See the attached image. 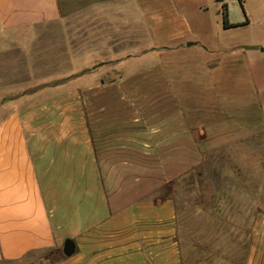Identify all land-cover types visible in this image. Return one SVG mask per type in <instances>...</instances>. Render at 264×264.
<instances>
[{"label":"crops","instance_id":"1","mask_svg":"<svg viewBox=\"0 0 264 264\" xmlns=\"http://www.w3.org/2000/svg\"><path fill=\"white\" fill-rule=\"evenodd\" d=\"M239 2L242 20L227 0H0V33L24 49L40 25L91 8L155 44L96 64L78 85L0 104V261L53 251L42 264H264V170L182 189L190 201L167 189L214 150L264 133L232 46L206 45L191 20L208 4L222 31L264 20V0ZM225 6L240 25H224Z\"/></svg>","mask_w":264,"mask_h":264},{"label":"rangeland","instance_id":"2","mask_svg":"<svg viewBox=\"0 0 264 264\" xmlns=\"http://www.w3.org/2000/svg\"><path fill=\"white\" fill-rule=\"evenodd\" d=\"M227 2L232 18L244 19L239 0ZM197 4V1H190L191 10ZM207 7L209 9L205 13L192 17V22H202L196 29L206 33L202 35L206 45L232 46L226 56H232L238 74L243 73L242 76L252 82L257 89L258 104L264 109V52L261 50L264 47V20L257 18L249 27L222 31V17L218 10L210 4ZM105 13L104 9L91 8L40 25L39 33L29 38L32 47L26 49L19 44L18 35L0 33V104L8 99L29 97L60 86L78 85L81 74L118 55L127 56L133 51V45L145 43L146 48L154 49L150 34L131 32L132 25L127 20L111 19ZM217 30H221L220 35ZM141 51L136 50V53ZM87 63L88 67L81 68ZM256 170H264V133L241 144L214 150L201 164L176 179L167 189L178 202L190 201L192 193L182 194V189L225 188L243 180L238 172ZM205 196L211 197L209 194ZM182 205L179 203L180 208ZM44 258L54 259L57 256L53 251H40L23 261H0V264H42Z\"/></svg>","mask_w":264,"mask_h":264},{"label":"water","instance_id":"3","mask_svg":"<svg viewBox=\"0 0 264 264\" xmlns=\"http://www.w3.org/2000/svg\"><path fill=\"white\" fill-rule=\"evenodd\" d=\"M76 250L75 241L72 239H67L64 244V252L66 255H72Z\"/></svg>","mask_w":264,"mask_h":264},{"label":"trees","instance_id":"4","mask_svg":"<svg viewBox=\"0 0 264 264\" xmlns=\"http://www.w3.org/2000/svg\"><path fill=\"white\" fill-rule=\"evenodd\" d=\"M241 3H242V1H241ZM241 23H237V24H234V23H231L230 21H229V13H228V9H227V6H225V8H224V25L226 26V27H231V26H235V25H240ZM175 180H173L172 182H174ZM172 182H170L168 185H170ZM167 185V186H168Z\"/></svg>","mask_w":264,"mask_h":264}]
</instances>
